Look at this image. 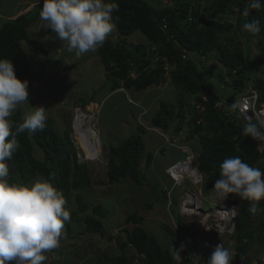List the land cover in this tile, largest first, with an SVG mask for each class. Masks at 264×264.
Masks as SVG:
<instances>
[{"label":"trees","instance_id":"obj_1","mask_svg":"<svg viewBox=\"0 0 264 264\" xmlns=\"http://www.w3.org/2000/svg\"><path fill=\"white\" fill-rule=\"evenodd\" d=\"M14 1L4 0L5 5L2 7L7 10L0 14L2 15L0 58L11 60L17 78L23 81L31 69L28 50L44 55L47 52L46 42L42 38L39 39L36 34L29 35V28L37 20L39 5L43 0H38V4L28 12L11 19L14 5L17 7ZM115 2L119 4V10L113 13L118 37L117 39L109 37L103 46L97 49V55L105 70L106 82L103 89L111 93L122 89L125 92L139 93L153 86H161L167 81L166 74L169 73L171 82L181 94H178L179 98H175L174 103L161 102L157 113L151 119V124L152 127L164 131L171 127L175 132L186 127L185 138L189 143H192L190 140H193V137H198L197 142L190 145L197 152L195 167L202 175L206 186L213 188L215 181L220 178V164L227 158L239 156L243 162L255 166L264 157V143L244 137L239 118L236 117L232 123L227 122L223 112L215 108V103L224 97L213 89L211 81L193 60L188 58L184 61L182 57L188 54L206 56L215 48L220 52L218 56L220 62L226 67V76L231 77L230 87L241 92L247 87L243 78L245 71L241 69L243 74L239 79L234 77L232 72L236 69V64L247 58V51L251 50L248 46L241 47V44L229 34L236 26H243L253 19L259 20L260 33L252 35L244 31V38L247 45L253 36L257 37L259 63H264V9L250 10L249 16L244 17L242 10L247 6L246 0H175L172 7L159 10L151 7L145 0ZM211 9L218 16L210 13ZM233 9H236V12ZM205 13H210L208 18L205 17ZM136 32H140L146 38L148 45L126 42L125 38ZM221 36H224L223 40L218 39ZM245 62L251 69L248 58ZM213 68L215 67L212 66ZM250 75L253 77V74ZM251 88L257 91L258 102L264 104V78L254 79ZM184 96L194 98L198 102H201L202 96L206 97L207 101L203 103L205 111L202 124H196L194 107L190 99L189 101L183 99ZM97 98L96 95L88 99L79 97L73 106L85 108L91 103H96ZM185 110H190L189 122L185 119ZM23 116V112L16 109L11 119L19 123L23 121ZM173 122H176V126L172 125ZM138 132L144 134V127L139 126ZM138 132L122 143L108 145L106 178L109 185L128 179L138 186L145 184L146 176L140 173L138 164V157L143 153L142 138ZM17 140L20 147L12 159L6 161L7 164L14 166L17 173V176L8 177L10 182L28 184L38 174L49 179L53 186L63 193L65 199H69L72 191L90 188L91 181L86 164L78 163L75 152L69 148L67 132L61 137L54 129L51 119L46 120V127L42 131L35 133L25 131L17 136ZM78 140L86 154L100 151L99 147L91 144L93 142H85L82 138ZM35 146L41 151L42 160L33 157ZM145 161V165L149 166L152 156L146 155ZM158 196L163 204L167 201L164 190ZM76 204L77 211L72 212L75 220L78 213L87 211V206L82 203L80 197H76ZM249 207V201H240L234 220L233 245L236 256L240 259L245 256L248 242L254 234L250 228L254 215L248 212ZM91 212L83 219L84 228L81 234L102 236L107 234L101 222L103 218L101 206H93ZM173 221L178 228V234L170 231L172 233L170 236L176 240L178 235H181L183 241H189L193 236L192 230L182 223V218L178 214ZM143 223L144 218L138 213L126 217L125 225L132 224L133 228L123 229L125 240L116 246L117 253H110L107 249L102 253L98 264H128L130 254L124 250L129 245L145 256L144 264H173L172 250L163 249L152 236L147 235L142 228ZM259 226L262 232L264 219L259 222ZM186 257L183 264H193L191 257L188 255Z\"/></svg>","mask_w":264,"mask_h":264},{"label":"rangeland","instance_id":"obj_2","mask_svg":"<svg viewBox=\"0 0 264 264\" xmlns=\"http://www.w3.org/2000/svg\"><path fill=\"white\" fill-rule=\"evenodd\" d=\"M27 2L28 1L26 0L14 1V4H16L17 7L11 11L15 14L13 17L24 14L31 9L30 6L27 8ZM145 2L157 10L170 8L175 5V0H145ZM4 5V0H0V14L7 10V8L2 7ZM211 12L213 15L218 16L214 10L211 9L210 13ZM208 14L205 13L206 18H208ZM1 16L0 20H2ZM235 20L236 19L234 18V22ZM40 21L41 20L39 19L35 24H32L34 29L38 30L36 36L41 37L42 35H46L47 31V42L60 41L50 29L41 28ZM237 25L239 24L237 23ZM111 35L117 37L115 32ZM229 35L230 37L235 38V40L241 44V47L248 46L251 50V52L247 51L246 54L251 69L248 68L249 66L247 67L245 62L247 58H244L240 62L241 65L240 63L236 64V69L232 72L234 77L239 79L243 74L241 69L245 71L243 76L245 79L244 81L247 83V87L243 89L245 91L251 87L254 79L264 78V63H259V53L256 49L257 37L253 36L250 42L245 45L244 31L240 25L232 28ZM223 38L224 36H221L218 39L223 40ZM125 40L128 44L148 45L146 38L140 32L128 36ZM60 47L63 49L66 45L62 42ZM219 53L220 52L214 48L206 56L192 54L191 58L195 64L202 69L209 81H211L213 89L219 92L221 96L227 99L230 103L234 104L239 92L230 87L231 77L226 76V67L220 62L221 60L218 58L220 55ZM36 54L40 58L38 60L31 59L33 64L29 74L30 77L26 78V80H28V103L33 107H45L47 119H51L54 129L61 137L67 132L69 148H74L76 153L83 158L79 145H74L71 129L74 118L73 104L76 100L67 99L64 101H55V98H52V95L47 92V89L42 84L43 79L47 78L48 82H56L61 79L58 78L53 69H49L41 63L43 55L40 53ZM93 55H95L94 52L88 51L86 52L85 57ZM98 63L99 62H97V64ZM212 66L215 68L212 69ZM97 68L101 72L102 67L100 64L97 65ZM78 71L79 68L78 70H75L77 74H70V79H73V82H67V80L61 82L62 87H60V91L56 92L58 87H56L55 82L51 83V89L55 95L61 94L63 90H66L67 92L72 90L74 94L72 93L71 97L76 95L78 98L81 97L84 99H88L94 95L98 97L96 100L97 103L89 105L87 110H85L90 115H94L95 120L93 121V125L98 129L99 136L95 135L96 140L91 141L93 142L91 144L94 146L100 145V151L93 154L85 153L87 157L95 155H97L96 157L99 156L98 160L85 163L91 181L90 188L72 191L69 199H66V207L69 212H76V197H80L82 203L87 206V211L85 213H78L77 220H73L72 215H70L71 223H75L70 225V227L73 232H76L81 227L82 229L84 228L83 219L87 214L92 213V207L100 205L103 217L101 222L107 234L103 236L99 234H86L84 236L77 234V237L75 235H70L63 230L59 241V247L52 252L47 253L48 260L45 264H62V261L60 262V259H58L59 257H62V255L67 264H83L87 256V254L84 253H87L89 249H91L97 259L100 258L102 253L107 251V249L110 250V253L116 254L118 251L116 246L119 245L120 241L125 240L123 229L131 230L133 228L132 224L125 225L126 217L132 213H138V215L144 218L142 228L147 235L152 236L163 249L172 250L173 247L174 250H180L182 259L177 261L174 256H172L173 264H183V260L187 258L186 256L191 254L190 248L185 241L179 238L180 235L176 240L170 236L172 234L170 231L174 232V234L175 232L178 234V228L174 225L173 221L174 219L176 220L177 214L182 218V223L192 230L193 235L200 237V245L197 248V253L198 255L199 253H202V259L199 264H206L213 249L220 243L231 250L233 254V261L231 264H264V230L261 232L259 226V222L264 219V211L257 213L252 218L250 228L254 232L253 238L248 242L245 256L240 259L236 256V250L233 245L235 239L231 237L232 234L227 232L228 228L226 232H220L214 227L215 223L209 220L207 225L203 224L204 227H206H203L204 231L198 232L200 226H202L198 217L201 215L204 216V214L199 213L191 217L189 213H185L183 209L184 205L182 204L188 191H191L195 196H200V200L203 203V209L206 211H213L217 207V204L222 207L233 206V208L238 211L240 201L242 200L231 194L225 200L222 199L214 190H212L213 188L206 186L203 179L202 183L194 185L193 183H188V181H186L188 178H186L180 183H175V186L174 182L165 174V168L173 164V162L181 160L184 157V154L189 152V149L193 152V157H190L191 159L189 161L194 167L197 156V152L194 148H191L192 146L190 145L193 144V142H197V138L190 140L192 143H189L185 138L187 135L185 130L175 132L170 127L167 131H154V129L151 128V119L157 113L159 104L161 102L174 103L175 98H179L178 94H181L175 89L174 83L171 82V79L168 76L169 73L166 74V78H168L167 81L159 87L153 86L150 90L147 89L139 93L133 91H127L124 93L122 92L124 91L122 89L120 90L121 92L115 91L108 94L107 90L103 89V85L105 84L103 77L101 78L98 76L96 78L95 73H93L86 77L85 81L88 82H79L78 80H81L82 74L79 76ZM50 72L53 75H51ZM250 74H253V77H251ZM59 76H61V74ZM95 78L96 81L94 82ZM100 79H103V82H98ZM183 99L189 101L191 97L184 96ZM17 109L21 110L24 114L27 110V104L20 106ZM187 115V112H185L184 116L186 120L190 118V113L189 116ZM140 123L147 128V131L145 134L139 132V135L142 137L143 153L138 157V164L141 170L140 173H143L147 180L143 186L135 185L129 179L118 184L109 185L106 178L108 145H117L118 143L124 142L129 136L136 135L138 132L137 128L141 126ZM174 125H176V122ZM180 145H184V150L178 151L176 149V147ZM148 154L152 156V161L149 166H146L145 157ZM33 157L39 160H42L43 158L41 151L36 146L33 150ZM81 161L82 159L80 162ZM7 165L9 176H17L14 166L10 164ZM254 167H258L263 171L264 157H262ZM37 177L41 176L36 174L29 183L34 181ZM192 181L193 180L191 179V182ZM177 184L179 186H177ZM162 190H164L167 195V201L164 204L158 199V195ZM259 206L264 209V201L260 202ZM109 235L110 237H108ZM72 241L75 243V246H71L70 243ZM83 243H85V246ZM110 248L114 251H111ZM120 251L122 250L120 249ZM124 251H126L127 254L131 253V251H127V249ZM88 260L91 264H96V259L94 257ZM131 261L133 262V260H129L130 263ZM145 262L146 258L144 259L143 264Z\"/></svg>","mask_w":264,"mask_h":264},{"label":"clouds","instance_id":"obj_3","mask_svg":"<svg viewBox=\"0 0 264 264\" xmlns=\"http://www.w3.org/2000/svg\"><path fill=\"white\" fill-rule=\"evenodd\" d=\"M246 4L247 6L242 10L244 17L249 16L250 10L264 8V0H247ZM118 10L119 4L115 0H43L39 18L43 22V28L50 29L56 38L66 45V50L69 53L74 52L79 56L103 46L109 37L117 39L118 35L115 31L116 25L113 13ZM233 11L236 12V9H233ZM242 29L248 34H258L261 31L260 21L253 19L250 22H246L243 24ZM113 32L116 33L117 37L111 35ZM23 45L27 48L25 43ZM191 55H184L182 58L184 61H187L188 58L192 60ZM28 56L32 67L33 63L30 55ZM29 74L30 72L23 81L18 79L12 61L7 58H0V264H45L48 260L47 253L59 247L63 230L70 235H86L81 234L82 230L72 231L70 225L75 224L70 221L72 212H69L66 207L67 201L63 193L56 189L49 179L37 177L28 184L10 182L8 179L9 169L6 161L11 160L13 154L20 147L17 136L25 131L30 133L42 131L46 127V108L43 106L33 107L28 103V80L26 78L30 77ZM243 91L238 93L235 102L245 92ZM190 100L191 105L194 107L193 114L196 124H202V116L205 111L203 103L207 99L202 96L201 102L196 101L194 98ZM25 104H27V110L24 113L23 121L16 123L11 119V116L18 107ZM233 105V103L221 98L215 103V108L223 112L229 123L234 122L236 117L239 118L244 137H250L255 141L264 143V130H262V127L251 121L244 125L240 120L239 112L236 110L232 111ZM88 106L85 108L73 106L74 118L77 111L88 113L86 111ZM199 107H202L201 112L197 110ZM189 111H185L188 114L187 116H189ZM229 112L233 118L232 121L226 116V113ZM174 123L172 125L176 126ZM140 125L143 126L141 123ZM151 128L154 131H162V129L152 127V124ZM71 129L74 145L78 144L83 154L82 158L76 153L74 148L72 149L76 154L78 163L85 164L98 160L99 156L96 157L97 155L91 157L85 155L84 148L78 140V138H83V136L77 133L73 123ZM144 129L145 134L147 128L144 127ZM183 130L187 132L186 127L180 131ZM96 135L99 136L98 129L96 130ZM193 138L198 139L197 136ZM177 148L184 150L185 147L180 145ZM190 157H193V152L189 149V152L184 154L181 160L173 162V164L186 159L190 160ZM81 159L82 161L80 162ZM173 164L165 168V174L175 184V179L172 177L170 170L168 171ZM195 169L197 170L196 167ZM197 172L199 174L198 181L195 182L192 177H189L186 181L194 185L202 183L203 177L198 170ZM219 175L220 178L215 181L212 189L219 197L225 200L231 194L241 200L249 201L248 212L252 215L264 211L259 206L260 202L264 201V171L258 167L250 166L243 162L239 156H236L227 158L220 164ZM190 178L193 180L192 182ZM177 186L179 185L177 184ZM187 194L195 196L191 191H188ZM195 197L197 200L201 199L200 196ZM187 207L193 208L191 205ZM202 210H204L203 203ZM210 212L204 210L200 214ZM202 217V215L198 217L199 221H202L203 224L205 222L208 224V221ZM74 218L72 215L73 220H75ZM233 233L234 230L231 237ZM179 238L182 239L181 235ZM172 250L174 258L180 261L182 259L180 250H174L173 247ZM201 259L202 253H200L199 263ZM232 261L233 254L231 250L220 243L215 246L206 264H231Z\"/></svg>","mask_w":264,"mask_h":264},{"label":"crops","instance_id":"obj_4","mask_svg":"<svg viewBox=\"0 0 264 264\" xmlns=\"http://www.w3.org/2000/svg\"><path fill=\"white\" fill-rule=\"evenodd\" d=\"M15 1H17V0H15ZM26 1H28L26 3L27 8L30 6L31 9H32V7L34 5L36 6V4L38 3V0H26ZM42 4H43V1L39 5V8L42 7ZM14 9H15V5H14V8L12 9V11ZM13 16H15L14 13L11 14L10 18L11 19L15 18ZM39 19L40 18H39V15H38L37 20H35V22L32 23V24H35ZM40 24H41L40 27L42 28L43 27V22L40 21ZM37 32H38V30H35L34 27L31 25L30 28H29V35L32 34L34 36V34H36ZM38 38L39 39L42 38L46 42L45 46H46V49H47V52L45 53V55L43 54V57L41 59V63L44 64L45 67H47L49 69L50 68L53 69L55 74L58 76V78L61 79V80H57L56 81V82H59V83H56L55 81H52V82H55L56 87H58L57 88L58 90L56 92L61 90V88H60V87H62L61 82H65L66 80H67V82H73V79L72 80L70 79V76H71L70 74L71 73H76L75 70H78V68H79L78 75L80 76V74H82L81 80H78L79 82H88V81H85L86 77L89 76V75H92L93 73H95L96 78L98 76H100L101 78L103 77L104 82H106L105 70H104V67H103V64H102L100 58L97 55V49L94 50V51H91V52L95 53V55H93V56L85 57L86 53L77 56L74 52L73 53H69L66 50V47H64L62 49L60 47L61 44H62L61 41H52L50 43L47 42V39H48V32L47 31H46V35H42L41 37H38ZM28 55H30V58L32 60L33 59L38 60L40 58V57L37 56L36 52H34V51H28ZM97 62H99L98 64H100L101 67H102L101 72L97 68V65H98ZM85 70H86V73H85ZM50 74L53 75L51 72H50ZM60 74H61V76H59ZM96 78H95L94 82L96 81ZM103 79H100L98 82H100V83L103 82ZM52 82H48V79L45 78V79H43L42 84L47 89V92H49V94L52 95V98H55V101L56 100L64 101V100H67V99L77 100V98H78L77 95L71 97V95L73 93L72 90L70 92H67L66 90H63V92L61 94L55 95L52 92V89H51V86H52L51 83ZM90 82H91V79H90ZM149 90H150V88H149ZM107 92H108V94L109 93L111 94V92H109V91H107ZM123 92L126 93L125 90ZM78 230L81 231L82 228H80ZM70 244H71V246H75V243L73 241ZM83 245L85 246V243H83ZM84 254H87V256H86V259L83 262V264H91V262H89L88 259H90L92 257H94L96 259V264H98V259L95 257V254L91 251V249H89L88 252L84 253ZM63 258H64V256L62 255V257H59L58 259H60V262L62 261V264H67L66 260H64ZM79 264H82V263H79Z\"/></svg>","mask_w":264,"mask_h":264},{"label":"built area","instance_id":"obj_5","mask_svg":"<svg viewBox=\"0 0 264 264\" xmlns=\"http://www.w3.org/2000/svg\"><path fill=\"white\" fill-rule=\"evenodd\" d=\"M247 3V0H246ZM198 111H202V107L197 108ZM239 112L240 120L244 125L248 123L249 121L257 123L262 127V130H264V105L259 104L258 102V93L254 89H248L245 91L241 96L237 99V101L233 105V112L234 111ZM226 116L232 121V116H230V112L226 113ZM179 163V162H178ZM177 164V163H176ZM175 165V164H173ZM170 166L168 171L173 167ZM175 183H177V180H175ZM182 205H185V201ZM186 206V205H185ZM184 206V207H185ZM183 207V209H184ZM185 211V209H184ZM204 210H202V202L201 200H196V204L192 207H189V211H185L187 214L189 212V215H195L202 213ZM237 211L233 208V206H219L217 204V207L211 211L210 213H204V218L206 221H213L215 223L214 227L218 229L220 232H226L228 228V233L232 234L234 230V220L236 218ZM202 226H200V230L198 232L204 231L203 223L200 221ZM207 225V223L205 222ZM206 228V227H204ZM194 236V235H193ZM200 237L194 236L192 237L188 242H186L187 246L190 248L191 254L190 257L194 264H199V258L200 253L198 255L197 248L200 245ZM127 249L130 251V259L133 260L135 264H143V261L145 257L141 254L136 253L135 249L129 245ZM132 261L131 263L128 262V264H134Z\"/></svg>","mask_w":264,"mask_h":264},{"label":"bare ground","instance_id":"obj_6","mask_svg":"<svg viewBox=\"0 0 264 264\" xmlns=\"http://www.w3.org/2000/svg\"><path fill=\"white\" fill-rule=\"evenodd\" d=\"M85 112H76V116L73 120L74 129L77 131V133H80L83 136V140L86 142L95 141V135L93 133V130L96 131V128L94 127L93 121L95 120L94 116ZM100 148V145L97 146ZM179 151L183 150L181 148H177ZM186 168V169H185ZM170 173L172 174V177L177 180V183H180L181 181L185 180L186 178L192 177L194 181L199 180V174L195 167L190 163L188 159L184 161H180L179 163L173 165V167L170 169ZM176 186V184H174ZM197 198L193 196L192 194H187L185 199L186 206L184 207L185 211H189V208L187 206L191 205L194 206L196 203ZM189 213V212H188Z\"/></svg>","mask_w":264,"mask_h":264},{"label":"water","instance_id":"obj_7","mask_svg":"<svg viewBox=\"0 0 264 264\" xmlns=\"http://www.w3.org/2000/svg\"><path fill=\"white\" fill-rule=\"evenodd\" d=\"M93 133L95 134V133H96V131H95V130H93Z\"/></svg>","mask_w":264,"mask_h":264},{"label":"flooded vegetation","instance_id":"obj_8","mask_svg":"<svg viewBox=\"0 0 264 264\" xmlns=\"http://www.w3.org/2000/svg\"><path fill=\"white\" fill-rule=\"evenodd\" d=\"M186 169V168H185Z\"/></svg>","mask_w":264,"mask_h":264}]
</instances>
